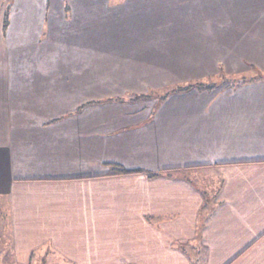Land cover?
Returning a JSON list of instances; mask_svg holds the SVG:
<instances>
[{"label":"crops","instance_id":"crops-1","mask_svg":"<svg viewBox=\"0 0 264 264\" xmlns=\"http://www.w3.org/2000/svg\"><path fill=\"white\" fill-rule=\"evenodd\" d=\"M6 5L0 199L15 262L264 264V81L241 75L264 78V0ZM220 72L242 86L138 97Z\"/></svg>","mask_w":264,"mask_h":264},{"label":"rangeland","instance_id":"rangeland-1","mask_svg":"<svg viewBox=\"0 0 264 264\" xmlns=\"http://www.w3.org/2000/svg\"><path fill=\"white\" fill-rule=\"evenodd\" d=\"M11 0H0V11L4 10L6 8V4L10 3ZM120 1L122 0H109L111 5H114L116 3H120ZM67 6V4H66ZM5 7V8H4ZM5 13H7V9L5 11ZM105 27V26H104ZM141 27L144 29H146L148 26L144 25V26H135V27H131V32H137V31H141ZM142 30V31H143ZM125 31H129L128 27H125ZM100 32V31H99ZM170 76V74H165ZM243 77H246L248 75H251V78H249L247 81L245 82H250V81H264V78L259 77V74L254 72V71H250V73L247 74H241ZM202 79V78H201ZM195 80V79H194ZM242 77H240V75H229L223 72L220 73H216V74H210L209 76L205 77V79L203 80H195L193 81L191 85H179L178 84H173V85H164L162 88L160 89H156V90H147L142 94H139L138 97L139 98H153L156 97V99L158 100H162V102L164 100H166L168 97H170L173 94H176V92H182L185 91L186 89H190L191 87H194L195 89H206L209 91H217L218 89H222L224 87L226 88H230V89H234L237 87H240L242 85ZM243 82V83H245ZM242 83V84H243ZM157 101V100H156ZM6 207V201L5 199H0V264H17L12 256V252H11V231L8 226V215L4 213V208ZM32 264H45L44 258H39V259H35L33 261ZM133 264V263H131Z\"/></svg>","mask_w":264,"mask_h":264},{"label":"trees","instance_id":"trees-1","mask_svg":"<svg viewBox=\"0 0 264 264\" xmlns=\"http://www.w3.org/2000/svg\"><path fill=\"white\" fill-rule=\"evenodd\" d=\"M120 172H122V173H130V171H126V170H120Z\"/></svg>","mask_w":264,"mask_h":264}]
</instances>
